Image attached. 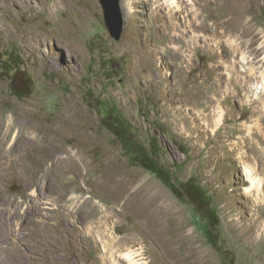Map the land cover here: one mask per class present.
<instances>
[{"label":"rangeland","instance_id":"374dc122","mask_svg":"<svg viewBox=\"0 0 264 264\" xmlns=\"http://www.w3.org/2000/svg\"><path fill=\"white\" fill-rule=\"evenodd\" d=\"M64 2L0 0V112L15 128L0 139V220L23 223L27 264H129L131 249L138 264H264V0H121L120 40L100 0ZM239 19L263 31L253 48ZM133 140L210 200L217 247L198 198L181 202Z\"/></svg>","mask_w":264,"mask_h":264},{"label":"bare ground","instance_id":"6f19581e","mask_svg":"<svg viewBox=\"0 0 264 264\" xmlns=\"http://www.w3.org/2000/svg\"><path fill=\"white\" fill-rule=\"evenodd\" d=\"M64 1H65L64 3H66L65 9H67V10L70 9L71 13H77V14L80 13V11L78 9H76L73 4H71L69 2L71 0H64ZM45 9H46V7H45ZM84 15L85 14H82L84 19L87 18V16L86 15L84 16ZM252 23H253L252 21L247 20V19H246V21L239 19V22L236 21V24L233 27H235L238 32H241L242 35L247 37V41H246L247 45L249 47L253 48V46L256 45L257 43H259V41L262 39L261 35H262L263 31L258 30ZM188 45H189V43H188ZM237 47H238V45L233 46L234 49L235 48L237 49ZM75 51L80 53L81 49L78 48ZM254 52H257V53L264 52V41H263V43L260 44L259 48L254 50ZM251 73H252V76L254 74L256 75V73L252 69H250V71L246 69L245 74H246L247 78H249V79L241 80L242 86L249 87V85L252 83L253 78L251 76ZM259 77L261 78V80L259 78H254V80H256V82H254V83H255L257 89L264 90V73L261 74ZM238 82H240V81H238ZM251 86H253V83L251 84ZM4 116H5L4 113L2 114L0 112V139L3 141L8 139L10 137V134L15 129L14 126L10 125V123H7L9 118H5ZM20 135H21V132H19L18 138L20 137ZM246 190L250 191L252 189H250L248 187ZM108 191L110 192V195H112V196L118 195L116 188H113V187H112V189L108 188ZM16 206H15L16 207V210H15L16 216H18V218H20L22 221V219H24V217H25V212L22 210V207H23L22 202L18 201ZM128 208L131 209V212L133 211V213H135V214H137L139 212V210L135 209V206L129 205ZM94 209H95V211L100 213V208L98 206H95ZM125 210H126V208H125ZM125 210L123 209V211H117L116 209H112V214L113 215L122 214L123 212H125ZM142 211H144V210H142ZM144 223L145 224L143 226L147 227L148 229H152L154 235L157 236V240L160 241L165 248H168L171 251V254H172V252L177 254V252L174 251V248L172 247V246H174V241L172 239H170L169 236H167L168 232L165 229L161 228L160 222H158L157 219H152L150 216H147V219L145 220ZM7 227H9L8 222H4V221L0 220V264H27L26 252L24 251V245H23L24 244L23 223L20 225L17 234L12 233L13 231L12 232L11 231L6 232L5 230ZM88 234H89V238L92 239L93 242L98 241V239L95 238L92 233L88 232ZM46 239L48 240L47 243L50 245L49 248L50 247L52 248V250L51 249L50 250L53 252L56 251L57 246H55V244L52 242V240L48 239V237H46ZM128 244L129 245L130 244H136L135 237L132 236L131 239L129 240ZM39 245L44 246L43 243L39 244ZM138 256H139V254L137 255V253L132 249L128 253H125L124 255H122V257L124 259H126L129 262V264H138V262L135 260L136 257H138Z\"/></svg>","mask_w":264,"mask_h":264},{"label":"trees","instance_id":"16d2710c","mask_svg":"<svg viewBox=\"0 0 264 264\" xmlns=\"http://www.w3.org/2000/svg\"><path fill=\"white\" fill-rule=\"evenodd\" d=\"M13 90L20 96L23 94L22 91H19L16 88H13ZM121 139L123 141L124 147L128 151V141H131L132 138L129 137L128 140L124 138ZM133 141L135 145H138V163H140L147 171L157 175L159 179L173 191V193L181 200V202L191 204L198 198V206H196V211L202 217V219L207 222L206 231L210 244L214 247H217V244L214 241V232L217 226L218 218L214 210L210 208V200H206L204 203L202 202L203 194H201L199 187L195 185L193 181H189L185 184H178L175 182L174 179H172V174L157 163V158L155 156L149 155V152L141 144H139L137 140ZM179 193H185V195H187L186 199L190 197V200L185 202ZM205 211H207V216H204Z\"/></svg>","mask_w":264,"mask_h":264},{"label":"water","instance_id":"95a60500","mask_svg":"<svg viewBox=\"0 0 264 264\" xmlns=\"http://www.w3.org/2000/svg\"><path fill=\"white\" fill-rule=\"evenodd\" d=\"M100 3L104 10L105 24L111 37L120 40L124 31L121 0H100Z\"/></svg>","mask_w":264,"mask_h":264}]
</instances>
